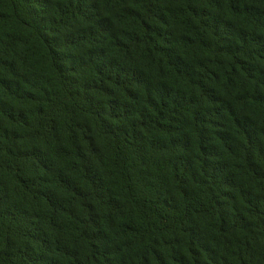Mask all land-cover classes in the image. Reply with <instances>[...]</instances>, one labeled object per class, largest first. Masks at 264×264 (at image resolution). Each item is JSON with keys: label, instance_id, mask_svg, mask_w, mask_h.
Here are the masks:
<instances>
[{"label": "trees", "instance_id": "1", "mask_svg": "<svg viewBox=\"0 0 264 264\" xmlns=\"http://www.w3.org/2000/svg\"><path fill=\"white\" fill-rule=\"evenodd\" d=\"M0 264H264V0H0Z\"/></svg>", "mask_w": 264, "mask_h": 264}]
</instances>
